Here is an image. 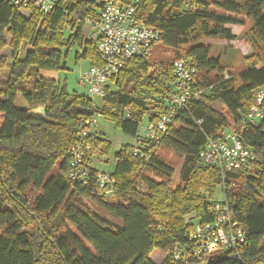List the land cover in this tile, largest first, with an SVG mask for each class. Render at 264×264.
<instances>
[{"label": "trees", "instance_id": "trees-1", "mask_svg": "<svg viewBox=\"0 0 264 264\" xmlns=\"http://www.w3.org/2000/svg\"><path fill=\"white\" fill-rule=\"evenodd\" d=\"M108 1L135 7L137 20L159 32L154 47L169 58H132L96 105L42 73L65 69L72 48L76 61L99 66L85 28L87 21L99 22ZM247 22L252 54L245 69L232 74V66L213 57L202 41H234L230 27ZM180 58L196 69V84L162 140L148 144L152 153L144 162L132 155L135 138L166 110L174 93L173 62ZM0 70L6 71L0 79V264H154L153 252L190 246L185 236L192 226L212 221L217 190L245 241L203 264H264V120L248 125L240 137L256 162L224 177L197 163L206 142L234 130L264 87V0H59L49 13L0 0ZM37 110L43 115L32 116ZM96 113L134 140L114 154L108 173L116 182L114 202L99 196L95 177L106 172L91 166L93 156L111 151L97 127L86 140L88 185H70L66 177L80 123ZM147 143L138 148L145 151ZM161 148L183 158L176 187L170 186L173 169L156 153ZM85 200L120 224L84 208ZM160 264L182 263L166 257Z\"/></svg>", "mask_w": 264, "mask_h": 264}, {"label": "built area", "instance_id": "built-area-1", "mask_svg": "<svg viewBox=\"0 0 264 264\" xmlns=\"http://www.w3.org/2000/svg\"><path fill=\"white\" fill-rule=\"evenodd\" d=\"M59 0H11V4L19 9L30 7L42 13H49ZM90 31L86 39L96 45L100 60L99 66H90L78 77V85L85 87L87 97L103 98L110 81L134 57L148 59L157 43L159 32L152 29L142 20H137V9L132 6H121L108 1L103 6L99 22L95 25L87 21ZM174 93L166 104V110L153 123L142 126L141 132L135 138L132 155L139 156L148 162L152 153L151 144L159 143L168 131V125L180 110L186 107L191 96L192 87L196 84V69L186 59L180 58L173 62ZM226 78L227 75L224 74ZM100 115L96 113L90 119L83 120L78 129L77 141L70 149L66 172L70 185L87 186L90 172L84 165L85 154L90 147L86 140L94 134ZM264 120V87L256 92L254 102L245 113L234 130H226L219 141L208 140L199 152L197 163L202 167H215L224 177L229 172L257 161L253 151L242 144L241 136L248 125H254ZM147 143V149L141 151L138 146ZM151 143L150 145H148ZM95 182L100 189L99 196L104 201H112L116 197V182L108 173H98ZM212 221L197 222L187 232L185 240L190 246L177 245L168 248L164 253L173 261L190 264H203L205 258L217 251L232 250L242 245L245 234L235 220L225 202L214 203L211 208ZM189 261V263H188Z\"/></svg>", "mask_w": 264, "mask_h": 264}, {"label": "rangeland", "instance_id": "rangeland-1", "mask_svg": "<svg viewBox=\"0 0 264 264\" xmlns=\"http://www.w3.org/2000/svg\"><path fill=\"white\" fill-rule=\"evenodd\" d=\"M245 26H236L233 28L232 34L235 35L236 39L234 41L228 42L223 40H205L202 41L203 44H206L210 47L211 55L213 57H219L223 64L232 66V74H237L245 69L244 59L245 57L252 54V46H250L249 38L247 36V30L250 24ZM86 36L89 34V27L87 26ZM163 49L160 47H154L152 52V56L150 60L159 59H168V54L163 53ZM77 52L76 48H72L68 54L67 59L65 60V69L54 71V72H44L45 77L49 79L55 80L58 86L65 87L66 91L69 94H76L78 96H87V90L85 87L78 85V77L82 71L87 70L90 65L88 61L81 60L76 61L74 58V54ZM10 49L6 47L3 50V54L9 56ZM170 53V52H169ZM176 61V60H175ZM6 74V71L0 70V79ZM227 76L229 74L225 73ZM199 80V79H198ZM93 102L96 105L101 104V99L94 98ZM19 108L23 104L18 100L17 105ZM216 107V106H215ZM218 108H221L218 105ZM40 111V110H39ZM43 115V111L41 113L37 111L32 112V116ZM0 127H1V118H0ZM232 127V125L230 126ZM97 130L102 132L104 136L111 142V151L109 155L106 156H93L91 159V166L93 168L98 169L100 172L111 173L114 168V154L119 151V149L123 145H132L134 140L129 136L123 134L119 129H117L112 123L101 119L97 123ZM159 159L165 164L173 169V174L171 177V187H176L179 184V172L181 171V166L183 163V158L176 155L175 153L166 150L159 149L156 151ZM145 175V174H144ZM146 176L153 180H159L154 177L152 173H146ZM224 196L220 190H217L214 196V200L217 202L223 201ZM114 202V201H112ZM84 208L90 211L97 212L105 219L111 221L114 224H120L117 219L111 218L102 210L98 209L91 201L85 200L83 202ZM166 258L165 253L160 251H155L152 253L150 259L154 264H160Z\"/></svg>", "mask_w": 264, "mask_h": 264}, {"label": "crops", "instance_id": "crops-1", "mask_svg": "<svg viewBox=\"0 0 264 264\" xmlns=\"http://www.w3.org/2000/svg\"><path fill=\"white\" fill-rule=\"evenodd\" d=\"M233 28H235L234 26H232V27H230V29H232L233 30ZM43 74V73H42ZM43 76L45 77V75L43 74ZM47 78V77H46ZM47 79H49V78H47ZM50 80H53V79H50ZM55 81V80H54Z\"/></svg>", "mask_w": 264, "mask_h": 264}]
</instances>
